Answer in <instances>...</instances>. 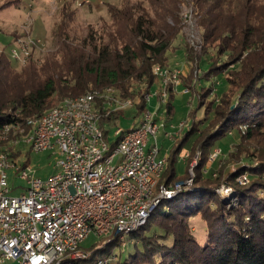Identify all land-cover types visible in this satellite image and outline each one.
<instances>
[{
  "label": "trees",
  "instance_id": "trees-1",
  "mask_svg": "<svg viewBox=\"0 0 264 264\" xmlns=\"http://www.w3.org/2000/svg\"><path fill=\"white\" fill-rule=\"evenodd\" d=\"M185 6L192 9L203 43L215 46L221 58H229L219 65L210 62L203 71L207 78L199 85L197 78L189 85L180 76L182 85L198 99L193 115L205 108L201 121L192 123L182 141L194 136L191 152L205 154L194 181L200 189L184 191L173 200H178L175 205L156 210L144 227L131 234L133 255L116 264H264V150L249 154L243 148V142L257 139L264 129V0H124L107 6L110 20H103L99 30L89 26L81 34L70 30L75 13L69 16L65 7L52 33L53 49L43 58L35 57V49L23 64L12 60L8 45L0 50V129L26 127L28 120L40 119L67 97L106 89L135 102L141 115L146 111V94L154 85H162L155 67H176L170 50L183 33ZM187 61L190 72L197 74L205 60L195 69L193 60ZM229 63L240 67L239 72L227 71L226 82L233 90L224 93L219 103L210 101L205 107L204 90L209 91L207 96L213 93V76L221 75ZM135 86H145L144 94L134 91ZM175 93L169 84L168 114ZM123 116L124 110H119L104 117L102 128L107 133L118 127ZM234 131L241 138L233 144L236 151L224 154L212 171L205 170L213 146ZM19 154L16 151L13 157ZM168 160L159 186H173L190 176L188 169L175 176ZM243 175L248 179L244 185L238 181ZM223 186L232 193L222 195ZM233 194L236 205L229 202ZM194 218L205 223L201 238L191 228ZM108 245H120V241ZM88 252L96 260L97 251ZM100 254L108 257L110 252L106 248Z\"/></svg>",
  "mask_w": 264,
  "mask_h": 264
},
{
  "label": "built area",
  "instance_id": "built-area-1",
  "mask_svg": "<svg viewBox=\"0 0 264 264\" xmlns=\"http://www.w3.org/2000/svg\"><path fill=\"white\" fill-rule=\"evenodd\" d=\"M42 45L34 37L15 39L9 55L24 64ZM154 74L161 79L164 100L168 85L180 84L181 72L156 66ZM131 106L113 89L92 91L65 98L26 127L0 129V264H109L92 261L93 254L81 248L90 235L113 236L125 246V234L144 227L164 201L179 195L171 186H159L166 157L156 140L160 127L154 116L146 113L130 130L102 128L104 117ZM21 147L57 154L56 172L43 179L30 165L19 166V155L13 154H21ZM12 169L26 184L20 195H12L17 189L9 183ZM238 181L248 183L246 176ZM225 189L221 192L232 193Z\"/></svg>",
  "mask_w": 264,
  "mask_h": 264
},
{
  "label": "rangeland",
  "instance_id": "rangeland-1",
  "mask_svg": "<svg viewBox=\"0 0 264 264\" xmlns=\"http://www.w3.org/2000/svg\"><path fill=\"white\" fill-rule=\"evenodd\" d=\"M122 1L124 0H0V34L1 36L3 35L2 41H11L7 46V48H10L15 39H26L27 37L40 39L43 45L40 49L35 50L34 55L41 59L48 51L53 49L54 39L52 33L61 19L60 15L64 10L63 8L66 7L65 13L69 16L75 13V19L70 23V30L77 31L81 34L89 26H93L95 29L99 30L103 20H110L107 6L109 4L120 5ZM191 11L192 9L188 6L183 8V33L180 34V37L173 43V47L170 50V58L172 63L176 66L174 68L180 70L181 75L188 81L187 83L189 85H192L196 78L197 84L199 85L201 79L207 78L203 71L207 69L210 62L219 65L222 64L221 62H228L229 58H221L215 46L203 43L202 32L199 30ZM14 33L19 36L15 35V37H13ZM8 36L10 38H8ZM188 58L193 60L194 69L198 66L199 61L205 60L201 69L196 70L197 74L194 70L190 72V68L192 67L188 64ZM223 70L225 71L221 75L216 77L213 76V78L211 77L215 84L213 93L207 96L209 91L204 90L203 92L205 96L203 98L205 107H208L210 101L219 103L224 93L227 94L229 90H233L226 82L227 71L236 70L239 72L240 67H235L234 64L229 63V66L223 68ZM202 84L209 86V83L205 81H203ZM183 85L180 77V84L174 87L176 93L171 102L173 106L171 114H168L166 109V104L169 100L168 95L163 100L161 97V93L163 92L161 89L162 85H154L147 93L150 95V100L146 103V111L141 115H137L138 106L133 102V106L124 109V116L121 118L119 124L124 130H130L139 127L146 113H150L154 116L160 127L156 135V140L161 151V156H166L167 160L170 158L168 160L170 166L169 171H174L175 176H182L187 169L190 175L194 160L198 158L197 165L193 169L194 174H196V169L205 158L203 151H198L194 154L191 152L193 149L192 146H194L191 144L194 136H191L188 142L183 143L184 135L192 128L193 122L199 123V121H201V117L205 110V108H203L197 115H193L194 110L198 107V99L196 96L189 93L188 89ZM133 90L138 92L142 91V94H144L146 89L145 86H135ZM232 108H234V106H232ZM240 131V134L244 135L246 127L242 126ZM240 142V135L235 131L217 141L211 153L207 155L208 158L206 160L205 170L212 171L216 164L220 162L219 159L222 157L224 158V154L230 151H236V146L233 144H239ZM243 143V148L247 147L249 154L254 151H257L258 154V151L264 150V129L260 132L257 139ZM154 144L155 138L150 137L149 146ZM175 151L176 153H174ZM217 152L218 155L212 160V157H214ZM58 159L59 156L53 154L52 151L36 153L31 152L28 148L21 147V154H19V158L16 162L19 166L25 164L30 165L31 169L37 173L38 177L46 179L56 172V163ZM190 160L191 162H189ZM254 164L257 166L258 163L254 162ZM234 169L235 167H233V170ZM15 172V169L8 170L9 183L12 189L17 188L12 191V195H20L24 191L23 188L26 187V184L25 181L15 176ZM224 190L226 191L225 188ZM221 191L220 189L219 192ZM221 194L229 195L228 192H221ZM177 197L178 196L174 199ZM228 198L230 203L236 205L237 200L234 194L231 198L230 196H228ZM174 199L164 201L157 209V212L167 210L169 207L175 205L178 200L173 201ZM155 215L156 212H154L152 216ZM191 228L198 238H201L205 233V223H203L200 218H194L192 220ZM109 239L118 240L113 236L108 238L90 235L84 242L83 248L87 251L93 248L97 251L96 260H107L109 264H116L118 261L124 262L135 252V240L131 238L130 234L124 235L122 242L126 243L125 246H123L120 241V245L110 247L108 245ZM106 248L110 252L108 257L100 254V251ZM91 264H96V262Z\"/></svg>",
  "mask_w": 264,
  "mask_h": 264
},
{
  "label": "water",
  "instance_id": "water-1",
  "mask_svg": "<svg viewBox=\"0 0 264 264\" xmlns=\"http://www.w3.org/2000/svg\"><path fill=\"white\" fill-rule=\"evenodd\" d=\"M195 178H196V174H195ZM195 178H192V175L190 174V176L187 179L176 182L172 187H173L174 190H177V193L178 194H181L184 191H195V190H199L200 188H195L194 187ZM191 180H192V182L190 183ZM176 184H179V186L181 187V189H178L176 187ZM222 188H227V187L223 186Z\"/></svg>",
  "mask_w": 264,
  "mask_h": 264
},
{
  "label": "crops",
  "instance_id": "crops-1",
  "mask_svg": "<svg viewBox=\"0 0 264 264\" xmlns=\"http://www.w3.org/2000/svg\"><path fill=\"white\" fill-rule=\"evenodd\" d=\"M2 37H3V35L1 36V34H0V42H2V43H0V50H2L4 47H6V45H9L10 43H11V41H2ZM8 38H10L9 36H8ZM6 42H8V43H6ZM3 44V45H2ZM164 156V155H163ZM166 157V156H165Z\"/></svg>",
  "mask_w": 264,
  "mask_h": 264
}]
</instances>
